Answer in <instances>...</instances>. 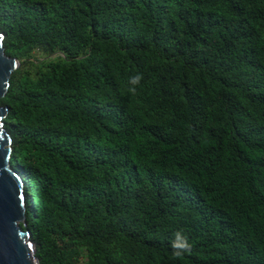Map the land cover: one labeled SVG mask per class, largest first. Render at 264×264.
Instances as JSON below:
<instances>
[{
    "label": "trees",
    "instance_id": "1",
    "mask_svg": "<svg viewBox=\"0 0 264 264\" xmlns=\"http://www.w3.org/2000/svg\"><path fill=\"white\" fill-rule=\"evenodd\" d=\"M0 30L40 264H264V0H0Z\"/></svg>",
    "mask_w": 264,
    "mask_h": 264
},
{
    "label": "water",
    "instance_id": "2",
    "mask_svg": "<svg viewBox=\"0 0 264 264\" xmlns=\"http://www.w3.org/2000/svg\"><path fill=\"white\" fill-rule=\"evenodd\" d=\"M5 34L0 30V99L8 93L11 77L20 67L17 57L7 54ZM9 108L0 105V264H40L37 243L26 225L25 182L12 166L13 138L5 128Z\"/></svg>",
    "mask_w": 264,
    "mask_h": 264
},
{
    "label": "rangeland",
    "instance_id": "3",
    "mask_svg": "<svg viewBox=\"0 0 264 264\" xmlns=\"http://www.w3.org/2000/svg\"><path fill=\"white\" fill-rule=\"evenodd\" d=\"M26 203H27V200H26V197H25V206H26Z\"/></svg>",
    "mask_w": 264,
    "mask_h": 264
},
{
    "label": "clouds",
    "instance_id": "4",
    "mask_svg": "<svg viewBox=\"0 0 264 264\" xmlns=\"http://www.w3.org/2000/svg\"><path fill=\"white\" fill-rule=\"evenodd\" d=\"M17 171V170H16ZM18 172V171H17ZM19 173V172H18ZM21 177H22V175H21ZM23 178V177H22ZM23 180H24V178H23ZM26 197V196H25Z\"/></svg>",
    "mask_w": 264,
    "mask_h": 264
}]
</instances>
